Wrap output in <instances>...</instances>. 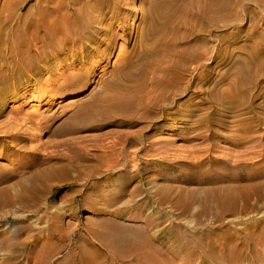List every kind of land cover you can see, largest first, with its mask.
Wrapping results in <instances>:
<instances>
[{
    "label": "bare ground",
    "instance_id": "6f19581e",
    "mask_svg": "<svg viewBox=\"0 0 264 264\" xmlns=\"http://www.w3.org/2000/svg\"><path fill=\"white\" fill-rule=\"evenodd\" d=\"M106 1L47 0L50 21L43 36L34 31L35 43L29 50L38 55L43 47L60 44V54L66 60L62 63L52 60L57 76L53 80H40L46 86L38 90V98L47 97L49 93L70 94L83 89L97 70L92 59L108 62L110 53L107 51L116 47L115 40L108 39H115L114 27L129 9L109 4L106 11ZM202 2L200 5L196 0H161L153 2L149 10L142 8V19L132 49H119V52L123 50L122 57L104 72V69L99 72L94 93L85 101H69L72 115L67 122L55 127L48 121L59 119L64 114V107L61 111H52L57 106L53 101L40 113L29 116L22 104L26 103L25 92L30 89L20 95L18 90H11L15 86L20 89L25 81H34L33 86L36 85L34 75L51 74L50 66L45 65L43 57H39L34 66L31 56L13 45L6 46L7 54L0 49V60L5 63L2 68L6 73L0 75V82L4 85L0 88V105L7 98L24 100L18 109L10 110L13 116L8 117L7 123L12 127L0 132V160L6 162L0 163V221L10 219V228L0 230V264L82 263L85 248L77 243L74 245L77 252L73 248V251L61 254L70 243L62 210L64 198L58 205L53 201L49 204L51 194L47 193L51 181L64 180L68 168L65 161L71 157L61 151H43L36 148L37 145L21 142H26L27 137L32 142L38 131H45L58 138L52 143L53 148H68L74 154L88 157V146L83 140L63 137L101 131L109 126L124 130L118 134L117 140L98 144L97 150L114 156L113 166H122L117 168L119 172L113 178L111 173L116 168L106 169L107 175L101 184L104 188L109 183L118 184V181L124 185L134 178L129 162L143 153L150 155L145 159V170L154 172V176L161 180L176 182L182 189L177 192L155 190L151 201L147 197H151V192H145L135 201L123 202L124 189L120 187L101 190L103 195L111 191L114 194L102 206H97V199H86V206L88 203L94 211L100 212L98 215L105 213L107 218H101L100 226L89 230L84 237L85 246L90 248L92 245L89 239L92 235L101 249L85 264H240L253 253L256 259H264V225L259 221L243 223L244 216L257 210L250 200L260 190L255 182L258 171L254 167L259 155L255 149L261 135L264 137L260 132V125L264 124L260 109L264 112V102H257L261 97L264 99V77L258 78V72L264 70V51L252 47L244 51V56L234 57V51L223 47L227 33L214 34V30L219 31L222 27L216 19L221 16L227 0ZM161 7L170 12H157ZM39 22L37 27L41 24ZM180 27L185 29L182 35L177 33ZM118 30L124 45L128 44L126 29L121 26ZM237 34L238 30L233 32V36ZM148 40L155 46L148 47ZM213 40L217 44L210 47ZM76 48L80 51V59L69 61ZM57 53L47 56L56 59ZM85 53L91 57L90 61ZM214 60L217 65L232 63L231 75H221L210 88H206L214 70ZM199 94L203 96L194 100ZM130 108L141 111L139 117L127 115ZM243 110L250 113L249 118L238 119L236 113ZM176 115L182 117L176 120L180 124L177 127L185 130L176 136L184 142L209 141L216 132L213 126L223 127L236 122L240 124L234 136L237 143H229L227 156L223 159L211 156L213 148L208 145L202 146L197 151L199 155L195 156L193 144H190L184 160L176 159L177 151L167 146L156 149L150 140L152 130L162 133V128L173 123ZM18 122L31 124L27 137H22L25 133L15 128ZM245 145L251 150H245L250 153L247 157L250 163L245 162L241 155L243 151L235 154L236 148ZM22 152L28 154L27 158L32 155V159L27 163H13ZM209 162H212L214 172L205 168L206 164L211 165ZM214 173L222 176L214 177ZM189 183L208 186L202 191L184 189ZM129 192L132 197L139 194L135 187ZM165 204L169 205L168 211L163 208ZM111 206L113 210L106 212L105 208ZM124 207L137 211L133 213L134 217H142L141 221L126 228L108 224L111 218L125 220L126 209L121 210ZM145 210L148 212L141 214ZM208 217L218 225L203 223ZM241 233L243 240L237 243ZM257 246L262 251L257 253Z\"/></svg>",
    "mask_w": 264,
    "mask_h": 264
},
{
    "label": "rangeland",
    "instance_id": "374dc122",
    "mask_svg": "<svg viewBox=\"0 0 264 264\" xmlns=\"http://www.w3.org/2000/svg\"><path fill=\"white\" fill-rule=\"evenodd\" d=\"M161 1V0H107L105 4V10L106 7L111 4L112 6H123L129 9L128 12H125L121 17V21L119 23H116L114 30L116 32V37L113 39L108 40H115L116 47L109 52V59L108 62L106 61H99L98 58L92 59L95 62V69L97 68L95 75L90 78L89 82L83 89H79L77 91H74L70 94H59V93H49L47 97L44 98H38L40 96L38 91L41 88H45L46 84H43V81L40 80H53L54 77L57 76V73H55V69L52 66L51 63L54 64L52 60H56L57 62H63L66 60L63 56V54H60L61 45L57 44L55 46L45 48L43 47V51H41L38 55L34 53L33 50H29L32 43H35L34 40V31H38V36H43L45 31L46 24L50 21L49 18L51 17L49 15V5L47 3V0H0V49L5 50L7 45H13L16 48H20L26 51V55H30L33 62V65L36 66L39 57H43L44 63L47 66H50V70L52 71L51 74L49 73H38L37 75H34V78L37 80L36 85L33 86L34 81H31L28 83V81H25L22 87L20 89H16V87H12L11 90H18V94L25 92V96L27 98L26 103L22 104L23 98L19 101H14L13 99L7 98L5 102H3L0 105V132L7 130L12 127V124L7 123V119L9 116H13L10 113V110H16L20 107L22 104L24 110L28 111V115L32 116V114L40 113L43 109H46L49 105L52 104L53 101L57 103V106H55L53 110L58 109V111H61V107H64V114L57 120L48 121V123H52L53 127L57 126L58 124L62 122H67V120L70 118L73 112V108L69 105V101H85L90 97L92 93H94V88L98 87L99 83V72H101L102 69L103 72L112 66L115 61L119 58H121L123 54L122 52H119V49H125L130 51L132 49L133 43H134V37L136 33V29L139 26V22L141 18V9L147 8L148 10L152 7L154 4L153 2ZM181 0H177L179 2ZM200 5L203 3V0H196ZM197 3V4H198ZM107 11V10H106ZM168 9L165 8H159L157 12H167ZM170 12V11H168ZM110 13L107 14V16ZM220 15L218 19H216V15L213 14L216 21H218V24H221L222 27H220L219 31L214 30V34L218 35L219 33H227V41L223 45V47L228 48L235 52L234 57L238 56H244V51L256 47L258 49H261L264 51V0H227L226 7L220 12ZM189 17V16H187ZM41 18V20H40ZM40 21L41 23L39 27H37V22ZM223 22V24L221 23ZM123 26L124 29L128 32V44L124 45V43L121 40V32L118 30V28ZM238 30V34L236 36V40H234L235 36H233V32ZM185 32V29L180 27L177 30V33L179 35H182ZM21 42L23 45H21ZM148 47H153L155 45L150 44L148 40ZM146 43V44H147ZM217 44L216 40H213L209 43L210 47H214ZM37 46H41L38 44ZM239 47H243V49H240ZM42 48V47H41ZM7 50L4 51V54H7ZM56 52L57 58L54 59L53 57L47 56L48 54L53 55ZM79 49L76 48L75 51L72 53L69 61L75 60L77 62L78 59H80L79 55ZM75 54L78 56H75ZM86 58L90 61L91 57H89L88 53H85ZM63 57V58H62ZM62 58V59H61ZM19 60V58L16 59V61ZM140 61V60H139ZM5 63L3 60H0V75L5 74V68H2V66ZM17 64V63H15ZM194 66V65H191ZM85 67H89V65H85ZM212 67L214 68L212 74L210 75V82L206 84V88H210L212 84L219 79L221 75L224 77H228L231 75V69L233 67L232 63L225 62L222 64H216V61L214 60V63L212 64ZM37 68H34L36 70ZM33 70V71H34ZM258 78L262 79L264 77V70L258 72ZM39 78V79H37ZM226 80L221 82L223 84ZM4 86L2 82H0V88ZM59 94V95H57ZM203 96L199 94L194 100L201 98ZM2 96H0V99ZM25 98V99H26ZM32 98H34V101H32ZM77 102V103H78ZM257 102L261 103L264 102V99L259 98ZM33 104V105H32ZM206 106L208 104H205ZM183 108V107H179ZM187 109V107H184L183 110ZM141 111H137L135 108H130L127 115H130L132 117H139ZM222 112V111H221ZM243 112V113H242ZM223 113V112H222ZM225 113V112H224ZM238 119H244L249 118V112L247 110L241 111V113H236ZM260 116L264 118V112L260 109ZM180 116H175L173 118V123L165 125L163 127L162 133L160 131L155 132L152 130L150 133H153V136L151 137V141L153 142L154 148L158 149L161 146H167V148H172L173 150L177 151L175 153L176 159H185L188 155V151L191 147L190 144L194 145V155H199L197 152L199 149H202V146L205 147V145H208L209 147L213 148V150L210 151L211 156L216 157L218 159H223L225 153L228 152V146L231 142H236V139L234 138L235 134H237L238 128L240 127L239 123H229L221 126H213L215 128L216 132L215 135L212 137L209 141H202L201 139L195 140L194 142H184L181 138H178L176 136L177 133H184V128L181 129L177 126H180L178 122L176 123L177 119H181ZM91 120V119H88ZM182 121V120H181ZM87 122V121H85ZM182 123L183 122H179ZM17 130L23 131L25 134H22V137H27V133H30L31 130V124L25 123V122H18V125L15 127ZM263 128V129H262ZM124 129L115 127V126H109L106 129H103L101 131H93V132H81L76 134H69L64 136L63 138L66 139H74L77 141H84V143L88 146V157H83L80 153L74 154L71 150L68 148H53L51 145L54 141L58 140L55 136H50L48 133L38 131L37 137L32 138V142L30 141V137H27V141L21 142V144L26 143V145H37L36 148L39 150H46L50 152H57L61 151L62 153L66 154L67 156H70L69 161H65L66 164H68L67 172L65 175L64 180H61L59 182L51 181L47 187V193L49 192L51 194V197L49 199L50 201H53L55 205H58L62 198H64V203L62 204V210L65 212V222L67 224L66 230L68 231L69 235V245H67L63 251L61 252L62 255L67 254L70 251H73V248L75 243L78 244L79 247L85 248L84 250V258L82 260L81 264H85V261L87 259H91L92 254H95L96 252H99L100 246L98 245V242L92 237V235H89L90 242L92 245L90 248L85 246L83 244L84 237L86 233L90 232L93 228H97L100 226L99 220L101 218H107V216L104 217V215H98L99 213L97 211H94L93 206L88 205L86 206V199H97L99 200V203L97 206H102V204L105 203V201L110 200L112 198L111 195L114 196L113 191L109 193L108 195H103L104 189L107 190H115L116 188L124 189L122 201L125 202L127 200L133 199V201L137 200L139 197H141L145 192H151V197L147 196L148 200H152V192L157 190L161 192H166L169 189L172 191H179L182 188L178 187V184L176 182H172L169 180H161L159 178H156L154 176V172L145 170V159H148V156H145L143 153H139L136 155L134 159H131L129 162V170L131 173L135 174L134 178L131 180H128L126 184H122V181H118V184L113 185V183H109L106 188L103 187V180L106 174V169L108 167H115L116 169L113 170L111 173V178L115 177L118 174L117 168H121L122 165H116L113 166L114 156H110L108 153L102 154V152H98L97 146L100 143H111L115 140H117L118 134L123 132ZM134 130V129H131ZM35 132V130H34ZM260 132L261 134L264 133V124L260 125ZM260 143L256 147V151L259 152V155L255 160L257 159V165L254 167L255 170L258 171V178L255 182H257V186H260V190L253 194L251 196L250 204H252L257 210L254 212L248 214L243 221L245 224H252V222H260L259 224L264 225V137L261 135V138L259 139ZM41 146V147H40ZM216 146V148H215ZM136 147V146H135ZM133 147V148H135ZM132 148V149H133ZM248 147V145H245L243 148H236L235 154H238V152L243 151L241 155L245 158V162L250 163L251 160L247 159V157H250V153L245 151ZM222 150V151H221ZM249 151L250 148H249ZM249 153V154H246ZM28 154L21 153L18 159L13 161V163H27L28 160L32 159V155L27 158ZM134 155V154H132ZM131 155V158H132ZM246 155V156H245ZM146 157V158H145ZM23 161V162H21ZM0 163L6 164V162L1 159ZM121 163V162H120ZM211 164L210 166L208 164L205 165V168L207 170H212V162H209ZM250 165V164H249ZM41 168V167H40ZM211 171V172H212ZM214 172V171H213ZM212 172V173H213ZM211 173V174H212ZM227 174V173H226ZM214 177H219L222 175H219L218 173H214ZM127 180V179H126ZM208 185H199L197 183H189L184 187V189H191L193 191H202L205 190ZM211 186H215L212 184ZM136 188L139 191L138 195H135L132 197L130 195V190L132 188ZM102 190V191H101ZM258 194V198L256 197ZM87 197V198H86ZM155 198V197H154ZM143 201V199H142ZM256 203V205H255ZM149 205V204H148ZM168 206L165 204L163 206L164 210L168 211ZM106 212L112 211L113 206L109 208H105ZM126 208H122L121 210H125ZM104 212V211H103ZM134 211L133 209L127 210L126 214H124L125 220L111 218L110 221H108V224H115L121 227H127L131 225H135V222L141 221L142 217L136 216L134 217ZM148 211H143L141 214H146ZM9 221L2 220L0 221V230H8L10 228ZM203 223H208L211 226L216 227L218 225V222L214 219L210 220V218H206L203 220ZM21 225L25 223H20ZM105 226V225H104ZM200 228H202V225H199ZM90 230V231H89ZM240 238L237 240L234 239V241H237L239 243L243 240V233L239 234ZM79 239V241H78ZM78 241V242H77ZM250 246V245H248ZM257 249V253L262 251V248ZM74 251H78L77 248L74 249ZM255 253L249 255L251 258H247L244 261H242L240 264H264L263 258L260 257L259 260L254 257ZM261 261V262H260ZM263 262V263H262ZM90 264V263H89ZM116 264H119L117 262Z\"/></svg>",
    "mask_w": 264,
    "mask_h": 264
}]
</instances>
